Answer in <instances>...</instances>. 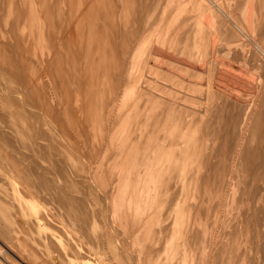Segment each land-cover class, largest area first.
Instances as JSON below:
<instances>
[{
    "label": "rangeland",
    "instance_id": "374dc122",
    "mask_svg": "<svg viewBox=\"0 0 264 264\" xmlns=\"http://www.w3.org/2000/svg\"><path fill=\"white\" fill-rule=\"evenodd\" d=\"M0 143V264H264V0H0Z\"/></svg>",
    "mask_w": 264,
    "mask_h": 264
},
{
    "label": "bare ground",
    "instance_id": "6f19581e",
    "mask_svg": "<svg viewBox=\"0 0 264 264\" xmlns=\"http://www.w3.org/2000/svg\"><path fill=\"white\" fill-rule=\"evenodd\" d=\"M75 1V0H74ZM247 9V8H246ZM234 10V9H233ZM233 10H232V12H233ZM225 11H226V9H225ZM100 14V13H99ZM224 15V14H223ZM222 15V16H223ZM230 15V14H229ZM135 16V15H134ZM224 18H226V21L227 22H229V23H233V19L231 18V16H224ZM237 29H239V28H237ZM238 31V30H237ZM240 32V31H239ZM240 34H241V32H240ZM131 46V45H130ZM253 46V45H252ZM163 57V56H162ZM166 58V57H165ZM188 65V64H187ZM181 66V65H180ZM219 70V69H218ZM223 73V72H222ZM226 73V72H225ZM204 75V74H203ZM227 77V76H226ZM181 78V77H180ZM221 79V78H220ZM224 79V78H223ZM227 79V78H226ZM225 79V80H226ZM221 81V80H220ZM220 81H218V82H220ZM224 81V80H223ZM228 83V81L226 82V84ZM218 84H221V82L220 83H218ZM217 86V85H216ZM229 86V85H228ZM221 87V86H220ZM223 88V87H222ZM226 88V87H225ZM219 89V88H218ZM217 89V90H218ZM231 89H233V88H231ZM230 89V90H231ZM220 90V89H219ZM218 90V91H219ZM221 91V90H220ZM229 91V90H228ZM236 92V91H235ZM225 94V93H224ZM236 94V93H235ZM234 94V95H235ZM254 94V93H253ZM238 96V95H237ZM235 98H241V97H235ZM237 99H234L235 101L237 100ZM0 145H1V143H0ZM262 170V169H261ZM20 190V192L22 193V195H23V198H36V196H37V193L36 192H34V191H28V190H26V189H24V187H22V188H20L19 189ZM17 211V210H16ZM48 219H52V216H51V214L50 213H45V215H40V216H38V219L36 220V221H34V224L33 225H31V224H29V229L31 230L32 228H34V226L35 227H39L40 225H42V224H45L46 222H47V220ZM23 220V219H22ZM21 220V217H20V215H18V213L17 212H14V213H11V212H9V211H0V222H2V225L4 226V228H6V229H9V228H11V227H13V229H14V227L15 226H17V224L19 223V222H21L22 221ZM56 220V219H55ZM54 220V221H55ZM106 221V220H105ZM21 224V223H20ZM22 226H24V225H22ZM26 226V225H25ZM20 227V226H19ZM18 227V232L19 233H23L22 232V230H21V228H19ZM109 228V227H108ZM110 229V228H109ZM38 232V231H37ZM62 232V231H61ZM80 232V231H79ZM83 238V237H82ZM84 241V240H83ZM7 246V245H6ZM55 259H56V257L55 258H53V262L55 263ZM9 262V261H8ZM57 262V261H56ZM12 264V263H11Z\"/></svg>",
    "mask_w": 264,
    "mask_h": 264
}]
</instances>
